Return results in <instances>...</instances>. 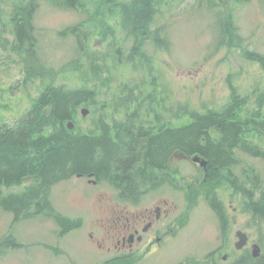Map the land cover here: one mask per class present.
<instances>
[{
  "label": "rangeland",
  "instance_id": "1",
  "mask_svg": "<svg viewBox=\"0 0 264 264\" xmlns=\"http://www.w3.org/2000/svg\"><path fill=\"white\" fill-rule=\"evenodd\" d=\"M20 1L0 0V37L10 43L12 15ZM145 2L148 13L140 10ZM32 26L45 75L25 79L26 55L4 49L0 41V131L26 126L37 113L36 105L47 97L44 93L54 87L87 88L95 91L94 101L90 97L73 108L70 119L75 125L69 131L92 135L103 125L112 128L126 121L143 100L138 113L153 104L160 113L159 125L165 127L188 123L191 113L228 111L229 119L245 129L239 145L264 152V14L253 5L79 0L68 7L38 0ZM136 96L138 102L130 101ZM235 98L238 105L229 112ZM83 107L89 109L85 116ZM65 124L43 121L39 129L50 132ZM211 135L216 141L222 136L216 129ZM184 155L175 150L165 167L154 169V174L147 171L144 177L134 175L131 185L115 186L97 174L73 173L51 185L48 202L34 201L21 212L22 218L0 205V264H110L114 255L105 251L102 239L111 210L136 213L158 199H167L177 210L186 206L183 221L164 245L148 252L141 247L122 264H208L210 255L212 264H235L252 256L253 242L264 254V218L256 220L247 206L251 195L264 190V157L237 147L234 164L207 180L191 159L199 154ZM37 182L33 174L0 185V201L23 194ZM137 188L146 192L134 197ZM126 192L137 201L124 202ZM211 202L219 204L224 225ZM54 215L78 224L65 230ZM232 216L235 229L249 237L242 249L234 248L237 235L229 232ZM5 238L14 245L2 243Z\"/></svg>",
  "mask_w": 264,
  "mask_h": 264
},
{
  "label": "trees",
  "instance_id": "2",
  "mask_svg": "<svg viewBox=\"0 0 264 264\" xmlns=\"http://www.w3.org/2000/svg\"><path fill=\"white\" fill-rule=\"evenodd\" d=\"M50 1L68 7H73L79 2V0ZM37 7L38 0H21L16 4L17 12L12 15L14 40L10 43L6 36L0 37L1 47L19 56L26 55L23 59L25 79L45 75L46 67L37 55L32 26V18ZM148 7L145 2L140 5V10L148 13ZM94 68L98 71L96 65ZM94 94V90L87 88L67 90L61 86L54 87L48 94L44 93L47 97L36 105L37 113L26 123V126L0 131V185L18 183L26 175L38 176L37 184L28 187L23 194L9 195L0 201V205L5 209L15 212L16 218H22L21 212L34 201L39 204L38 200L44 198L47 203L50 186L73 173L80 176L97 174L108 179L115 186L125 183L131 185L135 179L134 175L136 178L139 174L144 177L147 171L151 174L154 169L165 167L169 156L175 150H179L185 155L199 154L206 157L208 160L206 179L210 180L218 171L227 170L234 164L233 153L237 147L252 155L264 157V152L258 149L239 145L240 136L245 133V129L236 119H229L228 111L222 113L212 111L200 115L191 113L192 120L184 125L165 127L162 124L148 135H140V130L132 128L131 125L139 123L138 110L143 108V100L136 104V111L130 114L126 121L119 125L115 124L112 128L103 125L92 135L75 133L65 126H59L55 131L50 132L39 129L43 121L47 123L50 121L55 126L65 124V121L71 118L70 112L73 108L82 102L87 103ZM130 101L138 102L137 96ZM237 105L235 98L229 112L234 111ZM150 111L160 123V113L153 104L148 106L146 113ZM213 129H216L220 136L222 135L217 141L211 135ZM32 158L35 163L31 162ZM146 174L148 175V172ZM123 195L128 199L133 198L127 192ZM210 205L223 224L224 216L218 204L211 202ZM247 206L256 220L263 219L264 190L259 192L257 197L251 195ZM55 217L58 224L64 225L65 230L78 224ZM5 241L6 244L12 245L13 240L5 238L2 243ZM244 258L237 259L235 264L237 261H239L237 264H264V254L257 258L252 256ZM110 261V264H122L121 260L115 258Z\"/></svg>",
  "mask_w": 264,
  "mask_h": 264
},
{
  "label": "flooded vegetation",
  "instance_id": "3",
  "mask_svg": "<svg viewBox=\"0 0 264 264\" xmlns=\"http://www.w3.org/2000/svg\"><path fill=\"white\" fill-rule=\"evenodd\" d=\"M209 3L214 5L216 4L222 8L223 6H235V4L244 3V5H253L254 10H256L258 14H264V0H209ZM229 14H231V12H229ZM232 16L234 15L232 14ZM185 157L191 156L184 155L182 158ZM198 171L203 173L204 177L206 178L208 168L200 171L198 167ZM139 176L142 177L140 174ZM137 189L138 195L134 194L132 196L140 197L144 192H146L140 188ZM126 199H123V201L127 203H129L128 200L137 201L136 198ZM183 201H185L184 197L182 199V202ZM185 208L186 206L180 210H177V206H171V203H169L167 199H158L153 201L148 206L137 210L136 213L128 212L125 208H121V210L112 209V215L107 218L108 229L105 232L106 236L102 239L105 244V251L113 254L114 258L118 259L119 261H127L130 259V257L136 256L139 250H141L143 247L145 248V252H148L154 246L162 244L164 245L172 235V231L174 230L175 226L181 224L183 221L185 216ZM232 209L233 211L236 210L235 207ZM211 210H213V208ZM213 211V213L217 215L215 210ZM235 224L236 219L234 216H232L231 222L229 221V232H235V235L239 230L244 232L242 229L236 230ZM247 238H249L248 235ZM254 243L255 242L252 244ZM98 245L100 247L103 246L101 242ZM207 258L208 259L206 260V263L212 264V255L208 256ZM221 258L223 260H227V257L225 256H222Z\"/></svg>",
  "mask_w": 264,
  "mask_h": 264
},
{
  "label": "water",
  "instance_id": "4",
  "mask_svg": "<svg viewBox=\"0 0 264 264\" xmlns=\"http://www.w3.org/2000/svg\"><path fill=\"white\" fill-rule=\"evenodd\" d=\"M88 112H89V109L87 107H83L81 109V113L84 116L87 115ZM66 127L68 129H72L74 127V122L71 121V120L66 121ZM191 159L194 162H198V163H202V164H205L207 162L204 158H202V157H200L198 155L197 156H193ZM236 235H237V241L234 243L235 249L244 248V246L247 244V240H248L247 234L239 230V231H237ZM251 253H252V256L254 258L259 257L260 256V247H259V245L255 244V243L252 244Z\"/></svg>",
  "mask_w": 264,
  "mask_h": 264
},
{
  "label": "bare ground",
  "instance_id": "5",
  "mask_svg": "<svg viewBox=\"0 0 264 264\" xmlns=\"http://www.w3.org/2000/svg\"><path fill=\"white\" fill-rule=\"evenodd\" d=\"M139 119H140L139 123L137 125H131V127L136 129V130L137 129L140 130V132H139L140 135H148L150 133V131H153L159 125V121L156 117H154L150 114L144 113V112H142L140 114ZM69 120L72 121V119H68L67 121H69ZM74 125H75V123H74ZM65 127H66V124H65ZM201 157L207 161L205 164L198 163L199 170L203 171L207 168L208 160L206 157H203V156H201Z\"/></svg>",
  "mask_w": 264,
  "mask_h": 264
}]
</instances>
